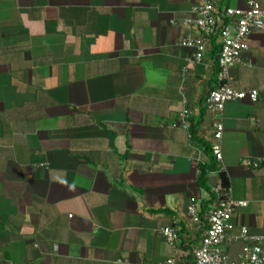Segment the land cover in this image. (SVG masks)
Here are the masks:
<instances>
[{
    "label": "crops",
    "instance_id": "1",
    "mask_svg": "<svg viewBox=\"0 0 264 264\" xmlns=\"http://www.w3.org/2000/svg\"><path fill=\"white\" fill-rule=\"evenodd\" d=\"M197 3L0 0V264H193L201 233L187 207L210 193L188 126L200 121L212 145L205 100L217 74L216 40L182 72L191 51L179 22ZM247 44L232 86L264 94V28ZM218 119L216 164L248 203L233 221L263 235L264 104L228 103ZM218 179L206 174L210 191ZM166 226L179 232L174 248Z\"/></svg>",
    "mask_w": 264,
    "mask_h": 264
},
{
    "label": "built area",
    "instance_id": "2",
    "mask_svg": "<svg viewBox=\"0 0 264 264\" xmlns=\"http://www.w3.org/2000/svg\"><path fill=\"white\" fill-rule=\"evenodd\" d=\"M220 0H198L190 15L180 20L185 31L178 46L191 51L185 59L182 72L200 64L215 39L219 45L216 58V85L209 92L206 111L214 118L212 122V154L217 164L222 154L217 143L223 132L218 119L228 103L247 100L252 104L262 102L264 94L257 89L238 90L232 86L231 69L242 64L248 50L247 38L253 32L264 28V6L258 0H241L242 6H228L220 9ZM176 24V21H170ZM183 108L179 114L183 124L191 115L187 101L182 95ZM221 171V170H220ZM215 202L211 204L202 222L201 209L196 203L187 207L189 222L200 230L199 245L192 250L193 264H264V234H251L247 227L237 226L233 216L237 209L248 206L246 201H236L231 196V188L223 185L221 179L212 186ZM168 245L174 248L178 242V231L173 226L160 229ZM240 245V250L232 257L227 247ZM120 263V261H118ZM154 264H176L173 256Z\"/></svg>",
    "mask_w": 264,
    "mask_h": 264
},
{
    "label": "trees",
    "instance_id": "3",
    "mask_svg": "<svg viewBox=\"0 0 264 264\" xmlns=\"http://www.w3.org/2000/svg\"><path fill=\"white\" fill-rule=\"evenodd\" d=\"M219 8L223 9L229 6V1L228 0H220L219 2ZM215 39L211 40V44L213 45ZM219 52V45L217 43L215 50L212 52L215 57L218 55ZM217 58V57H216ZM215 87V86H214ZM213 87V88H214ZM200 124V121L197 123L191 122L188 126V131L189 135L191 138V141L194 142L195 144L201 146L204 150L205 155L208 158V162L205 165H199L200 169V176L197 180L198 185L203 188L206 192L210 193V199L207 201L202 200L201 201V212L200 216L201 219L204 220V215L207 212L208 207L210 204L215 202V196L214 194L210 191L209 186L207 185V180H206V174L209 172H218L220 179L222 181V184L227 186V177L226 175L219 170V167L217 166L215 162V158L212 154V147L209 141L204 140L203 138H200L197 136V130H198V125ZM179 233V232H178Z\"/></svg>",
    "mask_w": 264,
    "mask_h": 264
}]
</instances>
